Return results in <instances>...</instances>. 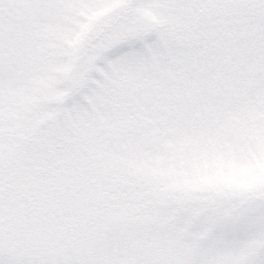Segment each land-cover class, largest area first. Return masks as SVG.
I'll use <instances>...</instances> for the list:
<instances>
[{"label": "snow or ice", "instance_id": "1", "mask_svg": "<svg viewBox=\"0 0 264 264\" xmlns=\"http://www.w3.org/2000/svg\"><path fill=\"white\" fill-rule=\"evenodd\" d=\"M0 264H264V0H0Z\"/></svg>", "mask_w": 264, "mask_h": 264}]
</instances>
